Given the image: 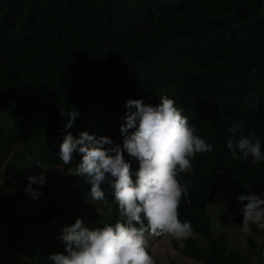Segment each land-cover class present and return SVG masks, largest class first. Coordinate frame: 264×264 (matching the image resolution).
Returning a JSON list of instances; mask_svg holds the SVG:
<instances>
[{"label": "trees", "instance_id": "trees-1", "mask_svg": "<svg viewBox=\"0 0 264 264\" xmlns=\"http://www.w3.org/2000/svg\"><path fill=\"white\" fill-rule=\"evenodd\" d=\"M131 90L144 92L145 104L157 105L163 95L174 99L193 114L189 126L214 146L197 153L192 171L179 177L188 189L179 218L191 222L194 236L175 246L205 264H264V230L253 225L247 238L259 263L225 235L215 236L209 210L242 206L247 201H237L238 195L264 190V162L233 160L226 147L228 128L240 120L242 133L259 136L264 151V0H0V119L10 112L14 120L9 137L0 133V161L17 143L31 152L12 158L28 160L26 168L16 162L6 168L18 178L17 190L0 187V264H25L26 256L48 264L50 253L65 251L57 232L64 226L81 218L102 227L119 218L112 190L102 184L106 200L96 202L110 206V213L84 220L83 207L94 200L81 176L76 185L49 181L85 202L68 214L52 208L23 214L15 207L28 193L29 175L62 162V110L80 113L67 130L74 136L87 131L122 145L121 117L134 98ZM124 157L138 168L136 158ZM220 220L241 226L243 215L221 210Z\"/></svg>", "mask_w": 264, "mask_h": 264}, {"label": "clouds", "instance_id": "clouds-1", "mask_svg": "<svg viewBox=\"0 0 264 264\" xmlns=\"http://www.w3.org/2000/svg\"><path fill=\"white\" fill-rule=\"evenodd\" d=\"M131 91L134 98L123 105L126 111L121 119L126 122L120 127L122 145H113L109 136L98 137L87 131L74 136L67 130L79 111L61 112L66 119L59 153L63 165H70L74 153L82 154L70 172L91 185L94 201L106 200L102 184L110 188L119 218L102 227L88 226L81 218L64 226L58 239L64 242L65 251L50 253L48 264H155L146 248L148 237L167 235L183 241L194 236L191 222L179 218L182 198L188 192L179 177L192 171L197 153L211 152L214 146L189 126L193 114L178 108L174 99L163 95L159 104H145L144 92ZM243 127V122L236 120L228 128L226 147L232 159L247 161L251 157L253 163L264 162L261 138L252 133L244 135ZM125 152L136 158L138 168H131ZM46 179L44 172L29 175L25 191L38 199L43 193L33 185L42 186ZM236 199L247 201L239 209L243 215L240 231L250 233L253 225L264 230V190L260 194L241 193Z\"/></svg>", "mask_w": 264, "mask_h": 264}, {"label": "rangeland", "instance_id": "rangeland-1", "mask_svg": "<svg viewBox=\"0 0 264 264\" xmlns=\"http://www.w3.org/2000/svg\"><path fill=\"white\" fill-rule=\"evenodd\" d=\"M13 116L10 112L3 114L0 119V133L4 138H7L13 132ZM31 144H34L33 139L30 140ZM58 143V141L56 142ZM23 152L27 157L30 156V150L23 148L22 142L13 145L9 153L0 161V187H4L7 192H15L19 186L18 178L15 175H9L6 173V168L12 166L14 162L20 165L21 168H26L28 160L17 157L16 161H12L14 155L19 152ZM58 152L57 159H60ZM82 158V154L73 158L70 165H63L62 162L53 164L48 162L45 164L44 172L47 176L46 183L42 186L34 184L33 188H39L42 191V195L38 199H33L31 193H27L17 203L15 209L23 214H31L38 212H46L49 208H52L54 213L57 214L61 210H65L66 214L70 213L71 209L75 205L85 204L82 198L79 197H66L64 193L55 185L49 181L51 179L67 180L69 184L76 185L80 183V176L72 174L70 168L78 165ZM41 172V173H42ZM40 174V173H39ZM37 175V174H36ZM256 194H260V191H253ZM110 206L100 204L96 201H91L88 205L83 207L82 217L86 221H97L101 218L107 217L110 213ZM241 206H223V205H209V210L213 214V232L216 237L225 235V239L232 247L240 248L243 253L251 260L261 263L255 253L250 249L247 244V238L250 233H243L240 231L241 226L233 224H223L220 220L221 210H225L230 216L231 214L238 212ZM55 216L51 217V221H55ZM62 229L57 232L60 234ZM2 234L0 233V238ZM253 236L258 244L261 242V236L253 233ZM175 242L180 243L167 235L159 237L151 236L147 238L146 248L153 255L155 264H172L177 262L179 264H205L202 260L188 257L183 254L180 248L175 246ZM25 264H33L34 261L30 256L24 258ZM262 264V263H261Z\"/></svg>", "mask_w": 264, "mask_h": 264}]
</instances>
